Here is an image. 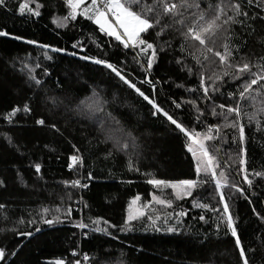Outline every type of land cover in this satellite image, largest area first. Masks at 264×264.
I'll list each match as a JSON object with an SVG mask.
<instances>
[{
	"label": "trees",
	"instance_id": "16d2710c",
	"mask_svg": "<svg viewBox=\"0 0 264 264\" xmlns=\"http://www.w3.org/2000/svg\"><path fill=\"white\" fill-rule=\"evenodd\" d=\"M73 1L0 0V264H264V0Z\"/></svg>",
	"mask_w": 264,
	"mask_h": 264
},
{
	"label": "rangeland",
	"instance_id": "374dc122",
	"mask_svg": "<svg viewBox=\"0 0 264 264\" xmlns=\"http://www.w3.org/2000/svg\"><path fill=\"white\" fill-rule=\"evenodd\" d=\"M82 1H73L74 14L80 13L83 16L91 17L101 30L127 44H136L140 33L149 26V21L132 12L123 0H108V7H110L108 10L104 9V3L100 6L97 0H89L87 6H81ZM199 144L201 142H197V145ZM201 151L209 166V162L212 163L211 158L203 148ZM131 207L137 208V201H133ZM55 264H64V262L57 260ZM72 264L78 263L75 261Z\"/></svg>",
	"mask_w": 264,
	"mask_h": 264
},
{
	"label": "water",
	"instance_id": "95a60500",
	"mask_svg": "<svg viewBox=\"0 0 264 264\" xmlns=\"http://www.w3.org/2000/svg\"><path fill=\"white\" fill-rule=\"evenodd\" d=\"M110 9V7H108Z\"/></svg>",
	"mask_w": 264,
	"mask_h": 264
}]
</instances>
